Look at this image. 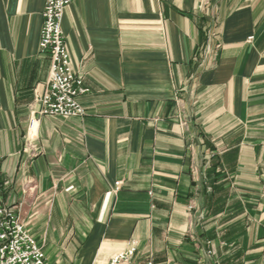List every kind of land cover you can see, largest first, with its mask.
Returning a JSON list of instances; mask_svg holds the SVG:
<instances>
[{
  "label": "crops",
  "instance_id": "1",
  "mask_svg": "<svg viewBox=\"0 0 264 264\" xmlns=\"http://www.w3.org/2000/svg\"><path fill=\"white\" fill-rule=\"evenodd\" d=\"M44 3L0 0V188L48 264H264V0H71L86 114L30 143Z\"/></svg>",
  "mask_w": 264,
  "mask_h": 264
},
{
  "label": "built area",
  "instance_id": "2",
  "mask_svg": "<svg viewBox=\"0 0 264 264\" xmlns=\"http://www.w3.org/2000/svg\"><path fill=\"white\" fill-rule=\"evenodd\" d=\"M214 0H201V12H206ZM71 0H45L42 9L39 52L50 59L49 76L45 87L34 98L27 131V142L37 139L38 124L45 117L78 118L86 113L79 97L88 93L83 80L71 69L70 56L62 34L64 9ZM1 161V159H0ZM117 187L119 186L116 183ZM137 243L127 245L113 254L107 264H154L152 260L135 261ZM206 254L213 256L211 251ZM0 264H48L41 245L27 231L12 208L3 203L0 188Z\"/></svg>",
  "mask_w": 264,
  "mask_h": 264
}]
</instances>
